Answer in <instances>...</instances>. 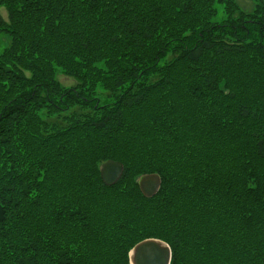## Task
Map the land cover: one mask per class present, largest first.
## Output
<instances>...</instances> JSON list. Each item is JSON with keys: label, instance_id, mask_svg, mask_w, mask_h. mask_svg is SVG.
<instances>
[{"label": "trees", "instance_id": "16d2710c", "mask_svg": "<svg viewBox=\"0 0 264 264\" xmlns=\"http://www.w3.org/2000/svg\"><path fill=\"white\" fill-rule=\"evenodd\" d=\"M256 1L244 12L234 0H0L12 37L0 54V264H129L149 238L170 264H264ZM99 84L107 103L83 95ZM78 105L91 114L71 128ZM107 160L123 166L111 186ZM152 173L147 198L136 179Z\"/></svg>", "mask_w": 264, "mask_h": 264}, {"label": "rangeland", "instance_id": "374dc122", "mask_svg": "<svg viewBox=\"0 0 264 264\" xmlns=\"http://www.w3.org/2000/svg\"><path fill=\"white\" fill-rule=\"evenodd\" d=\"M234 1L239 5L240 10H242V11H244V12H251L252 9L254 8L255 4L257 3L256 0H234ZM258 1H261L262 3H264V0H258ZM0 15L3 17V19L5 20V22H6V24H7L8 21H7V12H6V7H5V6H0ZM225 17H226V16L221 12V10H218V14H217V16H216V18H215L214 20L217 21V22H220V21L224 20ZM11 42H12V37L10 36V34L0 32V54L3 52V50H4L5 48H8V47L10 46ZM169 57H171V55H168V56H167V58H169ZM167 58H166V59H167ZM25 74L28 75V76L31 75V73L28 72V71H25ZM55 79H56V81L58 82V84L61 86L60 88H66L67 90H76L75 87L77 86L78 82H77L75 79L70 78V77L64 75L62 72H56V74H55ZM101 86H102L101 84H99L98 86H96L95 89H94V93H93V94H91L90 89H89V90L86 91L83 95H86V97H88V98H94V99H96L94 102L97 103V104H99V103H107V102L110 100V99H108V98L106 97L107 94L109 93V90L107 91V90L103 89ZM131 91H132V89H131ZM131 91H130V92H131ZM49 94H50V96L52 95V93H50V92H49ZM163 99H164V102H165L168 106L171 105V102H170V100H168V98L166 97V95H164V98H163ZM78 102H79V101H78ZM78 102H77V103H78ZM66 103H67V101H66ZM77 103H76V104H77ZM89 105L91 106L92 103H90ZM79 114H86V115H87L86 118H88L89 115L91 114V112L88 113V112H87V109H86L85 107H82L81 105H78V110L76 109V110L74 111V113L72 114L73 117H65L63 120H64V121H68L67 126H69V127H71V128L78 127V126H79V121H77L76 119L80 117ZM48 115L51 116L52 118H55V115H53V114H49V113H48ZM48 115H47V116H48ZM56 118H57V117H56ZM227 122H228V121H227ZM168 129H169V128H168ZM57 133H58V132H57ZM165 134H166V133H165ZM95 137H96V136H95ZM110 161H111V162H115V161H112V160H107V161L101 163V165H99V167H100V168H99V174H100V172H101V167L103 166V164H105V163H107V162H110ZM46 162H48V164L50 165V169H51V172H52V171H53V167H52V165H51V161H49V160L46 159ZM43 168H45V167L43 166ZM51 172H50V173H51ZM145 175H157V176H159V175L156 174V173H152V174H143V175H141L140 177L145 176ZM140 177H138V178L136 179L137 185H138V180H139ZM100 178H101V176H100ZM0 186H1V188H4V187H3L4 185H1V184H0ZM251 188H252V186H250V189H251ZM8 189H9V188H8ZM7 191H8V190H6V191H4V190H0V196L3 195V194H5ZM260 201H264V198L261 199ZM258 214H259V216H260V219L264 222V203H263V204L260 206V208L258 209ZM248 219H249V218H248ZM149 239H154V238H149ZM145 240H148V239H144V240H142V241L136 243V244H135V245L129 250V252H128V258H129V256H130V252H131V250H132L137 244H139V243H141V242H143V241H145ZM154 240L160 241L163 245L168 246L164 241H161V240H158V239H154ZM44 247H45V246H44ZM46 247L49 248V245L46 246ZM168 247H169V246H168ZM169 249H170V248H169ZM212 250H213V247L210 249V252H212ZM170 251H171V250H170ZM205 252L207 253V251H205ZM200 253H201V249H200ZM210 254H211V253H210ZM210 254L207 253V256H209L210 258H212L213 256L210 255ZM175 257H176V256H175ZM170 260H171V252H170ZM177 260H178V257H177ZM129 264H131V263L129 262ZM169 264H170V263H169ZM177 264H180V263L177 262Z\"/></svg>", "mask_w": 264, "mask_h": 264}, {"label": "water", "instance_id": "95a60500", "mask_svg": "<svg viewBox=\"0 0 264 264\" xmlns=\"http://www.w3.org/2000/svg\"><path fill=\"white\" fill-rule=\"evenodd\" d=\"M122 173V164L110 161L103 164L100 176L106 186H111L120 179ZM160 184V177L157 175H145L138 180L139 190L147 198L158 192ZM129 262L131 264H169L170 249L160 241L148 239L137 244L131 250Z\"/></svg>", "mask_w": 264, "mask_h": 264}]
</instances>
